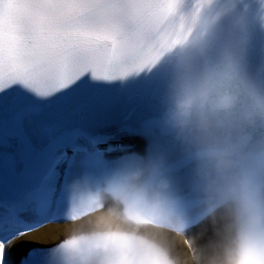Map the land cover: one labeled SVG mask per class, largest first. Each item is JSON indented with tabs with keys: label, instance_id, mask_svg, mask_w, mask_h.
I'll return each mask as SVG.
<instances>
[{
	"label": "snow or ice",
	"instance_id": "snow-or-ice-1",
	"mask_svg": "<svg viewBox=\"0 0 264 264\" xmlns=\"http://www.w3.org/2000/svg\"><path fill=\"white\" fill-rule=\"evenodd\" d=\"M146 2L0 0V264H50L77 187L155 143L161 83L129 60Z\"/></svg>",
	"mask_w": 264,
	"mask_h": 264
},
{
	"label": "clouds",
	"instance_id": "clouds-1",
	"mask_svg": "<svg viewBox=\"0 0 264 264\" xmlns=\"http://www.w3.org/2000/svg\"><path fill=\"white\" fill-rule=\"evenodd\" d=\"M244 6L264 17V0H244ZM191 8V0H147L140 16V40L129 60L139 61L149 74L177 73L165 90L161 118L184 147L192 163V183L216 226L207 245L185 240L188 261L264 264V78L249 71L244 48H226L213 60L209 40L197 39L198 26L188 40L177 43ZM195 65H200L199 71ZM154 168L161 184L170 188L163 162ZM184 231L182 227L178 235L183 237ZM93 235L123 242L111 264H188L138 231L109 226ZM91 239L67 236L56 244L55 264H94V255L108 250L88 246Z\"/></svg>",
	"mask_w": 264,
	"mask_h": 264
},
{
	"label": "bare ground",
	"instance_id": "bare-ground-1",
	"mask_svg": "<svg viewBox=\"0 0 264 264\" xmlns=\"http://www.w3.org/2000/svg\"><path fill=\"white\" fill-rule=\"evenodd\" d=\"M114 212L118 215V210L114 208ZM111 218H105L102 211H96L91 216L86 218L84 221L72 224L67 228L60 226L53 234L50 235V238L45 239L41 242L43 243H56L60 240V238L68 236V234H80L89 232L90 227L94 224H97L100 227V230L107 231L109 226H116L122 231L125 229L118 224L117 221H110ZM215 227L211 218L205 222V224L197 228L192 233V241H195L197 246L207 245L208 242L214 239V231ZM43 231V230H41ZM142 235H145L151 239L159 240L163 244H165L172 251L174 256L181 258L182 261H188L189 250L183 245L181 240H178L174 236L158 232L156 230H152L150 228H142L140 230ZM31 238H35L34 236ZM188 264H191L188 261Z\"/></svg>",
	"mask_w": 264,
	"mask_h": 264
}]
</instances>
